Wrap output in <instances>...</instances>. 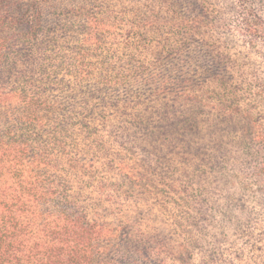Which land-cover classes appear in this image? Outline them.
I'll list each match as a JSON object with an SVG mask.
<instances>
[{"label": "trees", "instance_id": "trees-1", "mask_svg": "<svg viewBox=\"0 0 264 264\" xmlns=\"http://www.w3.org/2000/svg\"><path fill=\"white\" fill-rule=\"evenodd\" d=\"M0 264H264V0H0Z\"/></svg>", "mask_w": 264, "mask_h": 264}]
</instances>
